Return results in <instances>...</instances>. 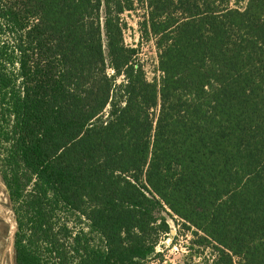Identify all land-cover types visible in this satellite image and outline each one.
I'll use <instances>...</instances> for the list:
<instances>
[{
    "label": "trees",
    "instance_id": "trees-1",
    "mask_svg": "<svg viewBox=\"0 0 264 264\" xmlns=\"http://www.w3.org/2000/svg\"><path fill=\"white\" fill-rule=\"evenodd\" d=\"M230 3L0 0L15 264H72L43 221L62 209L104 241L80 243L77 231L76 264H148L170 231L154 214L163 205L216 251L180 264H264V0ZM138 5L159 82L124 40L122 15ZM40 233L52 243L39 252Z\"/></svg>",
    "mask_w": 264,
    "mask_h": 264
},
{
    "label": "rangeland",
    "instance_id": "rangeland-1",
    "mask_svg": "<svg viewBox=\"0 0 264 264\" xmlns=\"http://www.w3.org/2000/svg\"><path fill=\"white\" fill-rule=\"evenodd\" d=\"M232 7H243L246 0H231ZM145 6H137L134 11H126L122 17L127 23L124 29L125 43L136 48L137 58L142 63L148 80H161L163 72L159 68V49L156 39L141 37L139 21L143 18ZM104 42L106 40L104 39ZM0 166V264H15L14 240L18 230L17 204L12 200L10 190L3 179V170ZM47 207V205L45 206ZM154 214L160 218L165 217L170 225V231L159 237L156 252L160 255L150 256L148 264H180L184 262L206 263L215 258V249L211 244L200 242L202 233L195 227L187 228L182 225L181 220L165 206H157ZM29 214L24 221L27 220ZM49 220L48 233L57 239L56 243L61 244L66 258L72 264H76L78 257L73 250V245L77 243L74 235L77 231H83L84 236L80 243H90L94 246H103L104 241L100 234L93 230L90 222L83 215L72 211L56 210L53 213L47 212L43 221ZM30 232V230H28ZM47 243H52L49 238L40 233L35 237L33 247L39 252L43 250ZM6 249V250H5ZM14 253V254H13Z\"/></svg>",
    "mask_w": 264,
    "mask_h": 264
},
{
    "label": "bare ground",
    "instance_id": "bare-ground-1",
    "mask_svg": "<svg viewBox=\"0 0 264 264\" xmlns=\"http://www.w3.org/2000/svg\"><path fill=\"white\" fill-rule=\"evenodd\" d=\"M1 223V222H0ZM6 250V249H5ZM14 254V253H13Z\"/></svg>",
    "mask_w": 264,
    "mask_h": 264
}]
</instances>
